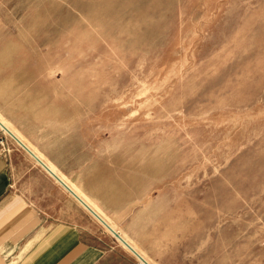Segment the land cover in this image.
I'll list each match as a JSON object with an SVG mask.
<instances>
[{"label": "rangeland", "instance_id": "1", "mask_svg": "<svg viewBox=\"0 0 264 264\" xmlns=\"http://www.w3.org/2000/svg\"><path fill=\"white\" fill-rule=\"evenodd\" d=\"M0 120L110 264H264V0H0Z\"/></svg>", "mask_w": 264, "mask_h": 264}, {"label": "crops", "instance_id": "2", "mask_svg": "<svg viewBox=\"0 0 264 264\" xmlns=\"http://www.w3.org/2000/svg\"><path fill=\"white\" fill-rule=\"evenodd\" d=\"M4 166H0V264H110L100 237L90 235L82 221L65 218L57 206L14 194Z\"/></svg>", "mask_w": 264, "mask_h": 264}, {"label": "bare ground", "instance_id": "3", "mask_svg": "<svg viewBox=\"0 0 264 264\" xmlns=\"http://www.w3.org/2000/svg\"><path fill=\"white\" fill-rule=\"evenodd\" d=\"M0 126L6 131V132H9L13 137L16 138L17 141H19L21 143V145L23 147H25L28 151H30V153L35 157V159L41 163L43 165V167L45 168H49L39 157H37V155H35V153H33L1 120H0ZM45 168V169H46ZM47 170V169H46ZM48 171V170H47ZM50 173L59 181L61 182V184L69 191L71 192L92 214H94L95 216L98 215L89 205H87L84 201H83V198L81 199L61 178H59L53 171H50ZM97 217V216H96ZM98 217L100 218V220L106 224L111 230L115 231L114 229H112L99 215ZM116 232V231H115ZM119 233H121L119 231ZM116 235H118V237L123 241L125 242V244L127 246H129L132 250H134L117 232L115 233ZM134 252H136L134 250ZM137 253V252H136ZM138 254V253H137ZM139 257H141L139 254H138ZM142 258V257H141ZM143 262L148 264L143 258H142Z\"/></svg>", "mask_w": 264, "mask_h": 264}, {"label": "water", "instance_id": "4", "mask_svg": "<svg viewBox=\"0 0 264 264\" xmlns=\"http://www.w3.org/2000/svg\"><path fill=\"white\" fill-rule=\"evenodd\" d=\"M98 217V215H96ZM99 218V217H98ZM100 219V218H99Z\"/></svg>", "mask_w": 264, "mask_h": 264}]
</instances>
